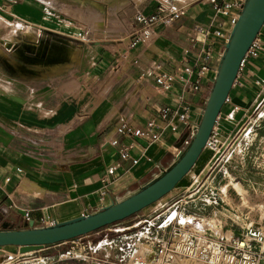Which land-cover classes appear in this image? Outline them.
I'll return each mask as SVG.
<instances>
[{"label": "crops", "instance_id": "0c3cea01", "mask_svg": "<svg viewBox=\"0 0 264 264\" xmlns=\"http://www.w3.org/2000/svg\"><path fill=\"white\" fill-rule=\"evenodd\" d=\"M79 1L0 0V229L28 228L31 221L43 227L93 213L151 182L176 160L175 148L185 149L193 131L180 122L176 130L166 128L160 142L145 150L133 149L138 162H122L108 176V193L101 198V176L119 160L117 148L108 142L118 135L117 124L124 119L143 127L163 107L173 105L177 96L190 104V116L197 121L212 89L214 72L201 79L199 90L176 83L168 92L156 87L151 74L154 62L166 69H171L174 60L194 63L206 42L214 49L211 65L218 68L225 39L210 35L206 42L197 40L201 36L196 27L214 22L209 0L103 2L108 11L115 7L130 12L128 21L120 24L122 30L103 39L97 34L100 21L91 25L68 11L69 7L74 11L86 7L85 1ZM159 1L183 6L185 14L159 27L153 41L132 46L133 31L141 28L133 17L135 11L152 13ZM92 11L100 14L95 6ZM23 22L37 25L41 31L22 32ZM73 26L84 29V38L70 36ZM223 30L228 36L231 27L225 25ZM260 37L264 41V25ZM240 80L242 85L232 87L218 120L220 136L227 145L240 128L248 129L247 134L260 128L256 137L264 139V51L247 57ZM120 139L130 142L126 136ZM209 162L208 158L203 170ZM209 178L201 187H216L213 172ZM161 199L147 206L150 212L145 208L137 217L155 215L153 209ZM25 212L30 213L29 221ZM197 213L193 210L191 215ZM137 217L130 216V222ZM200 223L216 226L210 221ZM114 225L92 233L112 230ZM62 245H45L24 253L19 246H0V263L77 262L59 259L65 250ZM49 249L58 252L56 257L44 254Z\"/></svg>", "mask_w": 264, "mask_h": 264}, {"label": "built area", "instance_id": "2783aa9c", "mask_svg": "<svg viewBox=\"0 0 264 264\" xmlns=\"http://www.w3.org/2000/svg\"><path fill=\"white\" fill-rule=\"evenodd\" d=\"M214 11V22L211 26L198 25L196 30L206 39L210 35L225 39L223 27L235 24L246 0H209ZM185 14V8L176 3L159 1L157 9L152 13L136 10L133 17L141 25L134 29L131 45L149 43L156 37L157 29L168 26L174 20ZM21 30L29 33L32 30L40 32L41 28L29 22H23ZM84 29L76 26L70 28V36L84 38ZM264 51V41L260 33L243 58L233 86L242 85L241 70L249 55L258 56ZM213 46L206 42L200 56L194 63L184 64L181 60L170 63L171 69H166L159 62L151 65V74L156 87L168 92L176 83L190 85L192 90H199L201 79L209 72L217 73L211 65L214 59ZM196 76L194 81L192 77ZM191 106L182 97H175L173 105L163 107L156 117L149 119L145 126L138 127L121 119L116 126L118 135L112 136L108 142L115 146L119 160L109 166L101 176V198L108 193V176L120 168L122 162L132 160L137 163L139 157L132 154L135 148L145 150L161 141L162 132L166 128L176 130L178 124H188L195 132L197 121L191 116ZM220 114L208 138L206 147L217 152L220 149L219 120ZM256 137V133L253 134ZM120 136H126L130 142H123ZM141 140L143 143H138ZM178 154L181 150L175 148ZM242 156V159L244 158ZM216 189V187H209ZM236 192V191H235ZM232 201L222 197L217 214V232H196L193 223L199 218L189 214H180L181 201L173 210L145 216L131 224L113 228L114 233L99 238L87 235L63 242L70 245L59 255V259L77 261L73 264H264V191L259 196L255 187L252 196L243 199L236 192ZM195 200V197L192 198ZM216 195L209 196L207 204L216 206ZM25 218L30 220V213L25 212ZM54 224V223H52ZM230 233V234H228ZM238 235H237V234Z\"/></svg>", "mask_w": 264, "mask_h": 264}, {"label": "water", "instance_id": "95a60500", "mask_svg": "<svg viewBox=\"0 0 264 264\" xmlns=\"http://www.w3.org/2000/svg\"><path fill=\"white\" fill-rule=\"evenodd\" d=\"M263 25L264 0H246L225 43L212 89L197 120L195 132L185 149L178 153L176 160L157 178L128 197L112 202L93 213L43 227H36L31 221L28 228L0 229V246H19L20 252L24 253L45 245L63 243L121 222L174 189L192 170L206 148L216 120L229 97L241 62Z\"/></svg>", "mask_w": 264, "mask_h": 264}, {"label": "rangeland", "instance_id": "374dc122", "mask_svg": "<svg viewBox=\"0 0 264 264\" xmlns=\"http://www.w3.org/2000/svg\"><path fill=\"white\" fill-rule=\"evenodd\" d=\"M82 1H85L86 7L85 6L80 7L75 11L72 7H69L68 11L71 14H73L75 17H78L80 20L90 23L91 25H94L98 21H100L101 31L97 34L102 39L107 37L109 33L119 32L120 30H122L123 26L120 27V24H123L128 21V15L130 13L129 11H124V10L121 11L115 9V7L111 8V10L108 11L107 8L102 6L103 2H107L108 4L111 5L113 2L116 4L117 2H119V0H113V1L112 0H82ZM93 1H95L98 5L96 3L93 4ZM126 1L127 0H122V2L124 3ZM79 2H81V0ZM94 6L98 10H100L99 15L95 14L97 12L92 11V7ZM84 9H88L89 11H85ZM259 129L258 128L252 129L251 132L247 134L248 129L243 131L244 128H240L239 130H237L235 138L231 141L229 145H227V141H225L222 138V136H220L219 141L221 145L219 151L217 152L216 150H214L209 146L206 147L198 163L189 172L188 177L182 179V181L178 183L177 188L174 189V191L170 193V195H168L166 199H161L158 202L160 205L154 208L153 211L155 210L157 211V213L160 212L163 213L168 210L169 212L173 210L176 205H179V203L182 201L183 204L179 208L180 214L191 215V212L193 210H197L198 213L195 215H191V217L195 216L199 218V222L210 221L216 224L217 217H213L212 215L215 213V211H217V208L220 205L221 201L219 197H222L227 201H232L234 197L237 198L236 196V192H237L240 195L243 194L244 196L243 199H246L253 195L252 194L253 187L256 188L259 196H263L262 194L264 191V139L260 140V138L253 137V134L255 132H259L258 131ZM262 131L264 133V125L262 127ZM242 133L243 135L241 139H238L239 135H241ZM243 154L245 155L244 158L242 159ZM208 158L210 159V162L207 168L203 170L202 166ZM212 172H213V180H214L213 184L216 186V189L213 190L209 187L205 189V186L201 187L202 183L209 178ZM211 177L209 179H211ZM189 180L192 182L190 184H187ZM229 180H232L233 182H238L241 185L244 193L243 191L242 193L239 192L238 189L231 182H229ZM228 182L229 184H227ZM202 191L204 193H202ZM212 195H216L217 197L218 203L216 204V206L207 204L208 197ZM193 197H197V199L193 201L192 200ZM145 212H150V210H148V207L145 209ZM136 214L132 216L137 217L138 215ZM130 219L131 218H128L121 222H118L116 223L117 225H114L112 227L117 228L124 225H128L137 221L139 218L137 217L136 220L131 222ZM210 226L211 227L207 226V228L212 231L215 229L214 232H217V228L215 225H210ZM113 228L112 230H108V229L102 230L95 234L91 233L88 235V237L99 238L104 235H111L114 233ZM62 244H63L62 245L63 250L70 245L69 243L67 244L62 243ZM44 254L56 257L58 252L53 249H49ZM43 262L44 261L42 260L40 264H42ZM0 264H12V263L1 262Z\"/></svg>", "mask_w": 264, "mask_h": 264}, {"label": "bare ground", "instance_id": "6f19581e", "mask_svg": "<svg viewBox=\"0 0 264 264\" xmlns=\"http://www.w3.org/2000/svg\"><path fill=\"white\" fill-rule=\"evenodd\" d=\"M94 14V13H93ZM233 183V182H232ZM229 184V183H228ZM233 185L238 189V191L239 192H241L242 193V191H243V189H242V187H241V185L239 184V183H233ZM176 188V187H175ZM174 188V189H175ZM174 189H172L171 191H173ZM226 189V188H225ZM236 190V189H235ZM170 191V192H171ZM237 191V190H236ZM169 192V193H170ZM169 193H167V194H169ZM243 193H244V191H243ZM166 194V195H167ZM166 195H164V196H166ZM163 196V197H164ZM163 197H161V198H163ZM242 197L244 198V196H243V194H242ZM160 198V199H161ZM158 201V200H157ZM145 208H147V207H145ZM207 226H209V227H211L210 226V224H207V223H200V222H194L193 223V229H194V231H196V232H201V233H205V232H210V231H212V230H210V229H208L207 228ZM215 230V229H214ZM213 230V231H214Z\"/></svg>", "mask_w": 264, "mask_h": 264}, {"label": "trees", "instance_id": "16d2710c", "mask_svg": "<svg viewBox=\"0 0 264 264\" xmlns=\"http://www.w3.org/2000/svg\"><path fill=\"white\" fill-rule=\"evenodd\" d=\"M110 226V225H109ZM108 227V226H107ZM96 232V231H95Z\"/></svg>", "mask_w": 264, "mask_h": 264}]
</instances>
